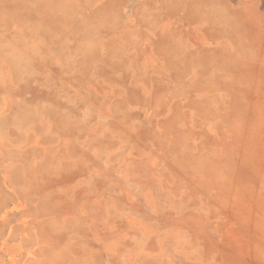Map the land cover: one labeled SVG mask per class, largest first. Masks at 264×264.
<instances>
[{
    "label": "rangeland",
    "instance_id": "obj_1",
    "mask_svg": "<svg viewBox=\"0 0 264 264\" xmlns=\"http://www.w3.org/2000/svg\"><path fill=\"white\" fill-rule=\"evenodd\" d=\"M0 264H264V0H0Z\"/></svg>",
    "mask_w": 264,
    "mask_h": 264
}]
</instances>
